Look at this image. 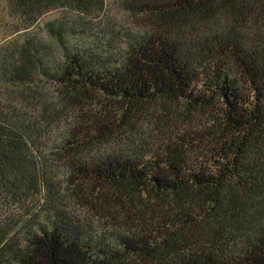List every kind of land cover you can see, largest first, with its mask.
Masks as SVG:
<instances>
[{
    "label": "trees",
    "instance_id": "trees-1",
    "mask_svg": "<svg viewBox=\"0 0 264 264\" xmlns=\"http://www.w3.org/2000/svg\"><path fill=\"white\" fill-rule=\"evenodd\" d=\"M6 3L0 264H264V0Z\"/></svg>",
    "mask_w": 264,
    "mask_h": 264
},
{
    "label": "rangeland",
    "instance_id": "rangeland-1",
    "mask_svg": "<svg viewBox=\"0 0 264 264\" xmlns=\"http://www.w3.org/2000/svg\"><path fill=\"white\" fill-rule=\"evenodd\" d=\"M107 1V9L109 11V14L114 18L115 21L119 24H125V25H134V21L129 18V15L122 11V9L119 6V0H106ZM2 8L5 9V12H3L4 17L6 20H11L9 16L7 15V3L6 0H2ZM58 15V12H52L45 16H43L40 19V22L37 26V28H42L46 21L51 20L55 18ZM137 25V24H136ZM16 36L10 35L8 30H4L0 32V42H5L9 38H14Z\"/></svg>",
    "mask_w": 264,
    "mask_h": 264
}]
</instances>
